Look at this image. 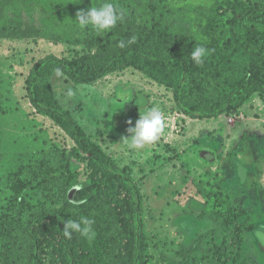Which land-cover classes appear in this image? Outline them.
Wrapping results in <instances>:
<instances>
[{"label":"trees","instance_id":"16d2710c","mask_svg":"<svg viewBox=\"0 0 264 264\" xmlns=\"http://www.w3.org/2000/svg\"><path fill=\"white\" fill-rule=\"evenodd\" d=\"M100 2L113 3L124 13L123 21L103 35L79 25H52L40 14L24 11L0 25V38H47L89 49L72 57L47 54L26 77L33 107L74 145L20 158L4 179L0 264H150L152 259L137 182L61 104L52 82L56 69L76 83L91 84L133 67L172 89L179 110L192 119L240 114L254 96L264 99V0L234 4V14L220 27L222 41L200 39L193 28L178 23L175 9L161 2L147 0L144 13L135 0ZM132 37L135 42L127 43ZM199 44L211 51L198 66L190 53ZM73 160L85 163L82 178L73 170ZM41 177L63 184L62 205L48 207L21 198L24 189ZM73 187L77 190L70 198ZM246 213L232 206L218 210L221 238L214 237L195 264H248L251 259L242 254V243L254 223L242 219ZM80 217L94 221L95 237L89 240L73 233L71 239L65 238L64 223Z\"/></svg>","mask_w":264,"mask_h":264},{"label":"rangeland","instance_id":"374dc122","mask_svg":"<svg viewBox=\"0 0 264 264\" xmlns=\"http://www.w3.org/2000/svg\"><path fill=\"white\" fill-rule=\"evenodd\" d=\"M154 1L175 9L178 23L193 28L200 39L222 41L220 27L234 14L232 6L248 0ZM135 3L144 13L147 0ZM93 6L98 7L99 0H0V25L24 11L38 13L52 25L77 26L76 13ZM88 51L84 45L47 38H0L3 190L4 179L20 158L70 150L74 145L57 124L33 107L25 83L31 67L50 53L72 57ZM52 82L61 104L137 182L147 219L150 264H195L208 243L221 238L222 223L216 212L228 206L246 211L242 219L254 223L242 243V254L251 259L248 264H264V241L257 236L264 234V99L254 96L251 110L244 115L200 120L181 113L172 89L133 67L91 84L76 83L65 73L60 79L54 74ZM69 88L76 93L71 99L64 96ZM154 106L164 113V132L156 143L129 151L120 144L122 137L130 135L128 127ZM72 165L82 178L85 163L73 160ZM62 186L56 179L41 177L24 189L21 198L60 206L65 201Z\"/></svg>","mask_w":264,"mask_h":264},{"label":"clouds","instance_id":"9594fccd","mask_svg":"<svg viewBox=\"0 0 264 264\" xmlns=\"http://www.w3.org/2000/svg\"><path fill=\"white\" fill-rule=\"evenodd\" d=\"M123 19L124 13L116 5L110 2H100L98 7L93 6L87 11H78L75 22L81 29L91 28L97 35H103L113 29ZM134 42L135 37H132L127 43ZM119 46L125 47V42H120ZM210 51L203 44H199L191 51V60L198 66L202 65ZM55 76L58 79L63 78V72L60 69H56ZM75 94L70 88L64 92V96L67 99L73 98ZM137 103L139 104V102ZM128 123L131 125L132 122L129 121ZM164 128V113L159 107L154 106L147 112L140 114L134 126L128 127L127 132L130 135L122 137L120 144L129 151L143 150L146 146L152 145L160 139ZM93 223L94 221L86 217H80L78 220H67L62 230L63 235L65 238L71 239L73 233H79L91 240L95 237V232L92 229ZM257 236L261 241H264V234L257 233Z\"/></svg>","mask_w":264,"mask_h":264},{"label":"crops","instance_id":"0c3cea01","mask_svg":"<svg viewBox=\"0 0 264 264\" xmlns=\"http://www.w3.org/2000/svg\"><path fill=\"white\" fill-rule=\"evenodd\" d=\"M261 99H262V98H261ZM255 100H256V99H255ZM245 106H246V104H245ZM245 106L243 107V110H242V111H243L244 114H247V113L251 110V108H252V106H253V105H252V102H248L247 107H245ZM223 115H226V114H223ZM223 115H221V116H223ZM221 116H220V117H221ZM212 119H215V118H212ZM207 120H211V119H207Z\"/></svg>","mask_w":264,"mask_h":264},{"label":"water","instance_id":"95a60500","mask_svg":"<svg viewBox=\"0 0 264 264\" xmlns=\"http://www.w3.org/2000/svg\"><path fill=\"white\" fill-rule=\"evenodd\" d=\"M76 190H77V187H73V188L70 190V192H69V197H70V198H73V195H74V193H75Z\"/></svg>","mask_w":264,"mask_h":264}]
</instances>
